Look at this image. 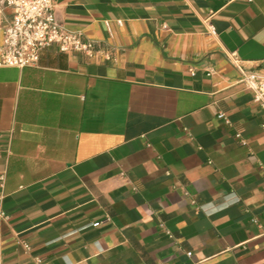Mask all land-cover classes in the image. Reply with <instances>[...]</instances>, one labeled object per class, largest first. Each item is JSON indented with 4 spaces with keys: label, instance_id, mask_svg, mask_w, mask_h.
<instances>
[{
    "label": "crops",
    "instance_id": "0c3cea01",
    "mask_svg": "<svg viewBox=\"0 0 264 264\" xmlns=\"http://www.w3.org/2000/svg\"><path fill=\"white\" fill-rule=\"evenodd\" d=\"M53 3L102 51L0 66V264H264V114L230 57L264 74V0Z\"/></svg>",
    "mask_w": 264,
    "mask_h": 264
},
{
    "label": "built area",
    "instance_id": "2783aa9c",
    "mask_svg": "<svg viewBox=\"0 0 264 264\" xmlns=\"http://www.w3.org/2000/svg\"><path fill=\"white\" fill-rule=\"evenodd\" d=\"M1 5L11 10V17L3 30V42L0 45V66H35L42 52L52 45L67 53H83L89 57L97 56L96 42L79 30L64 27L58 20L53 0H0ZM210 32L215 34L216 28L209 22ZM230 57L241 72V81L245 88L252 92V98L264 114V74L244 68L236 52ZM218 117L230 124L224 112ZM264 128V115L261 121ZM242 143H245L243 140ZM1 157V153H0ZM5 184V172H0V187ZM4 194L0 192V222L8 219L3 207ZM29 249L30 244H24Z\"/></svg>",
    "mask_w": 264,
    "mask_h": 264
}]
</instances>
